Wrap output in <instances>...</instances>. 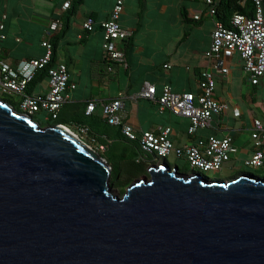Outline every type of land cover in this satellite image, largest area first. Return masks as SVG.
I'll list each match as a JSON object with an SVG mask.
<instances>
[{
    "label": "water",
    "instance_id": "obj_1",
    "mask_svg": "<svg viewBox=\"0 0 264 264\" xmlns=\"http://www.w3.org/2000/svg\"><path fill=\"white\" fill-rule=\"evenodd\" d=\"M149 175L121 195L101 154L0 98V264H264V178Z\"/></svg>",
    "mask_w": 264,
    "mask_h": 264
},
{
    "label": "crops",
    "instance_id": "obj_2",
    "mask_svg": "<svg viewBox=\"0 0 264 264\" xmlns=\"http://www.w3.org/2000/svg\"><path fill=\"white\" fill-rule=\"evenodd\" d=\"M114 4L115 0H83L75 11L72 8L63 11L62 1L0 0V22L5 25L7 35L5 40L0 39L1 56L13 67L22 61L40 59L45 55L42 42L49 34L52 43L57 44L54 63H65L71 81L76 84L60 112V119L65 127L75 131L80 124L90 125L92 133L87 140L95 147L121 144L134 149L132 143L121 138L120 128L108 126L101 113V104L122 96L127 122L138 134L171 127V139L178 147L210 136L230 135L239 147L236 160H248L254 152L253 122L264 119V77L258 85L250 83L251 87L239 83L244 64L239 53L230 59L228 75L216 73V92L220 90L216 97L228 104V110L215 116L211 127L193 136L188 133L189 119L170 111L160 112L155 101L138 97L146 82L157 87L158 95L166 85L177 93L200 92V73L211 67L205 53L211 46L217 20L216 16L208 14L206 2L127 0L120 18L121 25L133 32L126 44L120 43L125 47L127 65L112 64L114 71L111 72L103 48L101 25L109 19ZM197 14H201L200 20L195 19ZM88 18L95 20L92 32L84 28ZM53 22H59V26L51 31ZM226 77L227 84L224 83ZM48 89L45 77L29 93L46 94ZM91 101L97 102L98 107L93 115L87 116L86 108ZM255 110L261 111L260 116Z\"/></svg>",
    "mask_w": 264,
    "mask_h": 264
},
{
    "label": "built area",
    "instance_id": "obj_3",
    "mask_svg": "<svg viewBox=\"0 0 264 264\" xmlns=\"http://www.w3.org/2000/svg\"><path fill=\"white\" fill-rule=\"evenodd\" d=\"M62 1V10L67 11L72 7L73 0ZM127 0H115L114 7L108 20L102 23L106 60L108 69L113 72V65H127V57L120 43L128 40L133 32L124 28L120 18L125 12ZM208 6V14L217 15V6L214 0H204ZM256 11L253 16L248 14H235L227 25L221 20H216L212 34V43L205 57L210 63L209 68L203 70L199 76V93H177L170 85L164 86L162 93L157 94V87L146 82L138 97L155 101L160 112L170 111L175 115L190 120L189 135H195L199 130H204L212 125L215 116H219L228 110V104L216 97V73L224 76L230 73L229 61L232 56L239 53L243 60V72L253 85H258L264 77V0H253ZM6 18V16H4ZM201 19V14L195 16ZM59 22H53L50 30H57ZM88 32L95 29V20L88 18L84 23ZM5 25L0 22V39L5 40ZM20 41V39H18ZM45 55L40 59L26 60L11 66L2 58L0 46V95L14 94L19 97V109L22 113L35 116L43 112L45 120L60 119L63 106L69 101L70 92L76 89V84L70 79L68 66L63 62L54 63V45L49 34L42 42ZM113 64V65H112ZM169 67V66H166ZM46 70L49 89L46 94L29 93V86L35 80L37 73ZM98 104L95 101L88 103L85 114L93 115ZM102 117L106 122L121 129L122 134L129 140L137 141L146 160L150 154L155 158L167 159L175 154L180 159H185L194 168L203 171H220L224 165L238 157L239 147L235 145L233 137L210 136L207 139H199L196 143H190L178 147L171 139L173 129L171 127H159L156 130L144 131L138 134L135 128L127 122L125 104L122 96L101 104ZM240 115V111L236 110ZM72 130L84 141L87 146L97 153L106 151V146L100 144L93 146L87 140L88 128L77 127ZM254 142V152L248 165H255L264 169V119H255L251 131ZM158 159V158H157ZM149 163H157L148 160Z\"/></svg>",
    "mask_w": 264,
    "mask_h": 264
},
{
    "label": "trees",
    "instance_id": "obj_4",
    "mask_svg": "<svg viewBox=\"0 0 264 264\" xmlns=\"http://www.w3.org/2000/svg\"><path fill=\"white\" fill-rule=\"evenodd\" d=\"M82 1L83 0H73L71 7L72 10L75 11L76 7L80 5ZM214 1L217 6L216 18L218 20L223 21L227 25L230 23L232 17L235 14H248L250 16H253L256 11V6L253 0H214ZM58 39L59 38L57 37L55 40L58 41ZM128 40L124 41L123 43L126 44ZM53 45L54 47L57 46L56 43H54ZM123 49L125 51V47H123ZM37 75L39 77H36L35 80L29 86V92L38 82L43 80L45 77L47 78L46 70L39 71ZM8 102L12 104L10 101ZM18 111L21 112L20 109ZM32 117L34 118L35 116ZM55 124H61L66 126V124L61 119L47 121L46 126L55 125ZM107 125L110 127H114L109 125L108 123ZM78 127L88 128L87 137L88 135H90V133H92V127L90 125L80 124L78 125ZM120 136L124 141L132 143L134 149H130L129 147H126L121 144L115 146L105 144L106 151L101 154V156L104 157L107 160V162L112 166V185L115 188L117 187V183L119 181L122 183L121 184L122 188H124L126 185H129L134 179L138 178L137 175H140L142 173H149V170H147V168L149 167L148 166L149 161L144 158L143 156L144 154L141 151L139 142L129 140L127 137H125L122 134L121 129H120ZM237 161L238 160L234 159L232 162H234L235 164L237 163ZM130 174H134L132 178L128 176ZM239 176H241V174H238L237 176L234 175L232 177H239Z\"/></svg>",
    "mask_w": 264,
    "mask_h": 264
},
{
    "label": "rangeland",
    "instance_id": "obj_5",
    "mask_svg": "<svg viewBox=\"0 0 264 264\" xmlns=\"http://www.w3.org/2000/svg\"><path fill=\"white\" fill-rule=\"evenodd\" d=\"M207 21V17L204 18V23H206ZM238 73V70H237ZM239 83H244V86H249L250 85V80L249 78L243 73L239 74L238 76V80ZM224 83H228V78L226 77L224 79ZM222 86H226L224 84H222ZM251 87V86H249ZM264 89V88H263ZM219 88L217 89V92H219ZM216 92V93H217ZM249 92H252L249 89ZM264 92V91H263ZM263 92H260L259 94L262 95ZM264 95V94H263ZM1 99L4 100H8L10 101L13 106L15 107L16 110H19V97L14 95V94H10V95H0ZM264 99V98H263ZM255 113L260 116L261 111L260 110H255ZM34 119L41 125V126H46L47 121L45 120V114L43 112L38 113L35 115ZM239 121H245L242 118H239ZM158 158V159H157ZM155 158V155L150 154L149 157H147L148 160L151 161H156L157 163H162V162H166L169 166H171L172 168L178 166L180 169V172L183 174H194V173H200L203 175V177L206 180L212 181V180H229L230 177L234 176V175H254L255 177H257L258 179L264 178V169H261L255 165H248L246 163V159L245 160H238L237 163L234 164V162H229L227 164L224 165V168L220 171H203L201 172L199 169L194 168L191 164H189L185 159H180L178 158L175 154H172L170 157H168L166 160L161 158V157H157ZM250 159V158H249ZM248 159V160H249ZM230 173V174H228ZM142 177L136 178L134 179L129 185H126L124 188H122L121 186V182L119 181L117 183V187L116 189L118 191H120V194H124L127 190V188L134 182L141 180Z\"/></svg>",
    "mask_w": 264,
    "mask_h": 264
},
{
    "label": "flooded vegetation",
    "instance_id": "obj_6",
    "mask_svg": "<svg viewBox=\"0 0 264 264\" xmlns=\"http://www.w3.org/2000/svg\"><path fill=\"white\" fill-rule=\"evenodd\" d=\"M152 164H154V163H149L148 164V166L150 167ZM149 167L147 168V170H149ZM133 175L134 174H130V175H128L130 178H132L133 177ZM150 175H149V173H142V174H140V175H137V177L139 178V177H149Z\"/></svg>",
    "mask_w": 264,
    "mask_h": 264
},
{
    "label": "bare ground",
    "instance_id": "obj_7",
    "mask_svg": "<svg viewBox=\"0 0 264 264\" xmlns=\"http://www.w3.org/2000/svg\"><path fill=\"white\" fill-rule=\"evenodd\" d=\"M70 132H72L74 135L77 136V134H75L71 129H69L68 127H66ZM78 137V136H77Z\"/></svg>",
    "mask_w": 264,
    "mask_h": 264
}]
</instances>
